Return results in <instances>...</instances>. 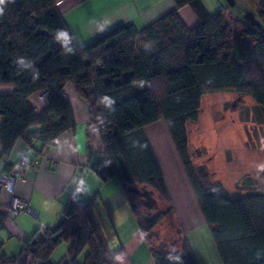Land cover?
Wrapping results in <instances>:
<instances>
[{
  "label": "trees",
  "instance_id": "16d2710c",
  "mask_svg": "<svg viewBox=\"0 0 264 264\" xmlns=\"http://www.w3.org/2000/svg\"><path fill=\"white\" fill-rule=\"evenodd\" d=\"M174 1L176 9L148 25L122 23L80 46L56 0H5L0 5V88L10 90L0 93V156L6 159L20 140L39 155L43 147L54 148L61 134L74 130L72 104L63 94L72 82L87 102L90 123L103 146L93 170L102 180L120 181L146 239L174 211L145 131L162 119L223 264H264V194L249 190L236 195L220 183L203 185L192 165L187 131V123L198 120L207 94H246L264 113V0H234V13L227 0L214 12L202 0ZM184 6L198 19L192 27L178 13ZM247 11L255 24L244 18ZM60 31L68 34L67 46L58 38ZM44 92L47 102L37 109L30 98ZM11 170L6 161L4 172ZM135 185L154 191L165 209L159 206L155 214L140 210L138 194L128 188ZM78 194L79 186L54 226L40 228L23 241L29 264H131L123 248L109 250L90 201L80 202ZM152 202L148 208L155 207ZM12 215L0 205V230ZM61 242L67 243L66 253L53 261ZM150 254L154 264H199L186 236L180 251L156 249L151 243Z\"/></svg>",
  "mask_w": 264,
  "mask_h": 264
},
{
  "label": "crops",
  "instance_id": "0c3cea01",
  "mask_svg": "<svg viewBox=\"0 0 264 264\" xmlns=\"http://www.w3.org/2000/svg\"><path fill=\"white\" fill-rule=\"evenodd\" d=\"M55 5L73 39L80 46L93 42L122 23L133 22L140 28L176 9L174 0H56ZM178 13L187 26L198 22L189 6L179 8ZM9 90L0 88V93ZM64 93L72 102L79 98L72 82L64 86ZM30 101L37 109H42L45 105L37 99V94L31 97ZM88 117L77 120L81 124L77 126L76 123L74 130L61 134L56 146L48 148L46 158L42 157L41 153L34 155V149L21 140L15 144L6 159L0 156V175L4 172L6 161L18 175L20 173L24 175L23 180L16 178L13 191L1 189L2 212L12 214L13 197L24 200L33 209L32 214L23 212L16 216L12 215L0 230V264L30 263L29 257L22 252L23 241L29 239L38 229L52 227L58 222L65 204L77 186L78 199L82 203L90 201L109 250L123 248L131 264H154L150 254L151 242L144 237L138 227L126 190L117 178L102 180L93 170L101 159L103 149L97 159L94 152L96 147H92L95 145V132L89 126ZM148 139L150 140L149 137ZM150 143L152 144L151 140ZM152 147L159 161L153 144ZM28 153L37 159L35 167L19 165V161ZM185 184L187 187L188 182ZM167 186L169 188L168 183ZM188 194L189 196L184 192L175 198L170 191L174 211L167 214L174 216L183 237H187L189 229H194L196 224L205 221L189 190ZM182 210L183 215L180 213ZM66 249L65 242L60 251L57 248L52 253V260L61 259Z\"/></svg>",
  "mask_w": 264,
  "mask_h": 264
},
{
  "label": "rangeland",
  "instance_id": "374dc122",
  "mask_svg": "<svg viewBox=\"0 0 264 264\" xmlns=\"http://www.w3.org/2000/svg\"><path fill=\"white\" fill-rule=\"evenodd\" d=\"M218 1L221 4L226 2V0H203V4L208 11L214 12L220 7ZM230 6L233 13L238 10L235 3ZM192 26L194 25L189 27ZM69 100L79 126L81 122L77 120L86 119L89 116L87 102L80 96L76 102H72L71 98ZM89 126L95 132V145L93 144L92 147H96L94 152L98 159L103 146L95 125L90 123ZM145 129L158 153L172 196L176 198L184 192L189 196V190L199 206L166 122L161 119ZM187 131L192 165L203 185L220 183L236 195L249 190L264 194V113L258 110L253 98L236 91L204 95L201 100L199 118L196 122L187 123ZM185 182H188L187 187ZM136 187L148 189L145 186ZM147 196L154 200L155 207L148 208L147 204L142 202L144 197L141 190L135 197L140 210L155 214L159 206L165 209L154 191ZM180 213L183 215V210ZM187 239L199 264H223L210 228L205 221L202 224H196L194 229H189ZM148 240L156 249L163 248L167 252L179 251L183 232L178 227L174 216L166 215L154 227ZM64 243L61 242L57 247L59 251Z\"/></svg>",
  "mask_w": 264,
  "mask_h": 264
},
{
  "label": "built area",
  "instance_id": "2783aa9c",
  "mask_svg": "<svg viewBox=\"0 0 264 264\" xmlns=\"http://www.w3.org/2000/svg\"><path fill=\"white\" fill-rule=\"evenodd\" d=\"M63 94L65 95L64 92ZM37 98L42 103L47 102L45 92L37 94ZM47 154H48V147H43L41 150V156L46 158ZM19 165L21 167H25V166L35 167L37 165V159L32 158L31 154L28 153L22 157V159L19 161ZM16 178L23 180L24 175L22 173L18 175V173H16L13 170H11L10 172H3L0 175V188L5 189L10 192L13 191V185H14ZM11 206H12V214L14 216H16L19 213H23V212L28 213V214L33 213V209L29 206V204L18 197H13Z\"/></svg>",
  "mask_w": 264,
  "mask_h": 264
},
{
  "label": "water",
  "instance_id": "95a60500",
  "mask_svg": "<svg viewBox=\"0 0 264 264\" xmlns=\"http://www.w3.org/2000/svg\"><path fill=\"white\" fill-rule=\"evenodd\" d=\"M227 2L229 3V5H232V4H234L235 3V1L234 0H227ZM244 18L245 19H247V20H249L252 24H255L256 23V21H255V19H254V16H253V13L251 12V11H247L245 14H244ZM129 188V190H131L134 194H140V191L142 190V192H143V197L145 198H143V203L144 204H147L150 200L151 201H153L154 202V200L153 199H151V197L149 198L147 195H148V193H152V191L151 190H148V189H146V188H142L141 187V189L140 188H137L136 186H129L128 187ZM148 201V202H147ZM152 202V203H153ZM155 203V202H154ZM153 203V204H154ZM151 203H149L148 205H150Z\"/></svg>",
  "mask_w": 264,
  "mask_h": 264
},
{
  "label": "clouds",
  "instance_id": "9594fccd",
  "mask_svg": "<svg viewBox=\"0 0 264 264\" xmlns=\"http://www.w3.org/2000/svg\"><path fill=\"white\" fill-rule=\"evenodd\" d=\"M3 4H5V0H0V5H3ZM2 15H3V8L0 7V16H2ZM58 38L62 39V42L65 44V46H67V44L69 42V37H68V34L66 32H64V31L58 32ZM68 50L71 51V49H68ZM19 63L21 65L26 66V67L29 66V65L25 64V61L23 59H20ZM169 258L170 259H177V260L179 259L178 257H171V256Z\"/></svg>",
  "mask_w": 264,
  "mask_h": 264
}]
</instances>
